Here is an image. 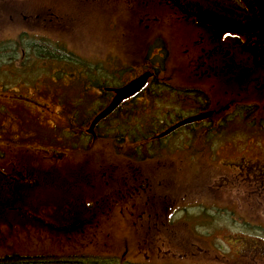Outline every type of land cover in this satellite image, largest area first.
I'll return each instance as SVG.
<instances>
[{
	"label": "rangeland",
	"instance_id": "1",
	"mask_svg": "<svg viewBox=\"0 0 264 264\" xmlns=\"http://www.w3.org/2000/svg\"><path fill=\"white\" fill-rule=\"evenodd\" d=\"M205 1L0 0V42L15 40L9 45L15 51L0 58L7 64H0V152L12 150L6 160L28 163L34 175L26 180L30 184L19 186L18 205L25 212H7L17 202L5 194L0 198V256H51L42 264H107L113 252L120 259L115 264L127 259L132 264H264V231L258 230H264V185L255 178L264 173V0H223L228 8L210 11L200 8ZM158 37L160 50L152 45ZM32 39L64 47L95 70L109 66L126 81L168 58L164 72L178 86L204 90L207 105L229 106L227 129L175 135L170 149L143 152L142 160L130 161L129 152L145 149L137 132L157 133L165 124L152 109L170 107L146 98L134 103L140 112L131 125L105 126L96 142L84 139L87 150L78 156L67 153L58 160L35 153L58 147L67 137L60 102L83 112L88 126L103 107L95 89L105 79L85 89L69 79L76 73L73 64L50 61L56 84L36 64L37 75L45 74L37 89L23 88L19 93L27 99H13L17 86H25L13 78V67L34 59L16 53ZM9 54L13 57L6 58ZM240 66L252 69L233 68ZM244 111L254 118L248 127L240 117ZM187 113L179 110L176 119ZM139 183L135 215L127 217L118 210L120 198ZM96 200L97 216H82L89 210L86 203Z\"/></svg>",
	"mask_w": 264,
	"mask_h": 264
},
{
	"label": "flooded vegetation",
	"instance_id": "2",
	"mask_svg": "<svg viewBox=\"0 0 264 264\" xmlns=\"http://www.w3.org/2000/svg\"><path fill=\"white\" fill-rule=\"evenodd\" d=\"M189 4L191 5L190 2ZM228 6L229 4H227V2L225 1L223 2V0H208L207 2L205 1L203 5L200 6V8L201 9L204 8L210 11V9H217L219 7L228 8ZM217 50H219V47L217 48ZM19 51L18 52L16 51V52L18 53L19 57H21V59L22 57L26 56V53H28V55L30 56L29 51H26V50H19ZM227 55L228 53L225 54V58ZM40 62L45 63V65L42 64V66H39ZM49 62L50 60H45V59L43 61L41 60L36 61L34 58L29 64L27 61H25L21 63L18 67H13V78L17 82L24 83L23 85H25L24 87L17 86L18 90L17 89L14 90L16 94H14L15 97H13V99L15 100L27 99L21 96L19 93L20 91L25 90L23 88L27 87V89H31V91L34 89L35 90L37 89L36 86L38 84V77L45 76V74L37 75V73L35 72L36 64H38L37 68L41 70L44 69V71L49 73V75L47 76V79H49L52 83H56V81L52 79L54 72L50 70L52 66L49 65ZM97 64L92 63V65H97ZM233 68H239V72H247L249 69H252L250 67H242V66L233 67ZM164 69L166 70V66L160 65L158 63L151 66L150 70L148 71V73H150V77L147 80V83L145 84V86L140 91L136 92L135 94L125 97L121 101L117 109L112 114H114L118 110L117 113H118L119 118L125 119L126 122H128V124L126 125L129 126L131 125L133 118L134 117L137 118V115L140 112V109L134 108V105H135L134 103L136 101H139V100L142 101L143 99L147 98L149 100L152 99L154 102L155 100H159V102L166 101L165 103H169L167 105H170V107H167V109H162L161 111L160 109L159 110L152 109V111H156L158 113L157 115L158 118H162L161 123L165 119L164 121L165 124L162 126L160 125L161 127L160 131L157 132L154 135V138L151 139L152 141L148 143V148L152 149L153 152H156L159 149H160L159 151H162L161 149H170V145H168V142L170 141V139H172L171 143L175 144L176 143V140L174 139L175 135L178 136L182 134V135L192 136L195 134V131H198V130L200 131L201 129H204L205 132H210L211 134L212 132L213 134L215 133L218 134V133H221V132L223 133L224 131H226L227 121L225 117H227V114H228L227 109L229 108V106L225 102L220 103L217 106L207 105L206 100L208 99V97H207V93L204 90H201V89L197 90L194 86L192 87L191 85L185 86V87L178 86V84L173 81L174 79L173 75L169 73L166 74L164 72ZM75 72L76 73L69 74L70 75L69 79H72L78 82V84L81 86L86 85L85 89H88V84H91V81L105 79V81L103 83L101 82L102 84L99 83L95 89V91L98 92L96 96V100L100 102V104L103 105V107H101L98 112L103 111L110 104V102L116 95L115 94L116 90L123 88L131 80L138 77V75H136L134 77H130V79L127 81L125 79L120 80V76H119L120 74H118L116 71L114 72L109 66H102L101 64L100 66H98L96 70L92 68L91 66H89L85 70L79 67L78 70H76ZM81 86L79 87L81 88ZM42 97H45V96H42ZM60 104H63L62 106H60L61 113L68 122L67 128L63 129V132L65 131V134L67 133L66 134L67 137L60 138L61 144L58 147L57 145H53L51 147V145L49 144L50 146H48V148L50 150H45V149H40V150L38 149L36 151H34L35 149L33 150L35 153L41 152V154L43 155L45 154V152H47L49 156L47 157L48 158L51 157L52 159H55L59 156L60 159L58 160H61L63 157H65L67 153H70L69 155L71 156H74V155L78 156L79 155L78 153H84V151H86L88 147V144L84 142V139L88 140V143L90 141H92V143L96 142L94 140L99 139L101 136H103L102 129L104 128V125H102V122H100L99 124L95 126L93 132L89 133L87 130L88 126L85 127L86 123H82L83 121L84 122L87 121V118L85 117L83 112L77 113L75 111L74 112L71 111V109L66 105L65 101L63 103L60 102ZM248 106H243L242 110L248 109L247 108ZM179 110L186 111L188 113L187 115L176 119V114L178 113ZM246 111L242 112L240 117L242 118L243 121H245L246 127H248L250 125L249 122L253 120L254 118L248 112L246 113ZM112 114L110 116H112ZM157 117L152 116L150 119L155 120L157 119ZM240 117L238 118L240 119ZM92 119L93 117H90V121ZM189 119L190 120L196 119V120L183 123L178 128H175V129L173 128L177 124L184 122L186 120H189ZM80 121L81 123H79ZM89 124L90 122L87 125ZM107 129L109 130V128ZM107 129H104L106 131V134H107ZM132 132H133V129L130 128V135L132 134ZM59 133H61V131ZM151 133H153V131L146 130V128H144L143 130L141 129L139 130V132H137V134L141 136L149 135ZM92 148H93V145H92ZM54 149H57V150H54ZM51 153H53V155ZM11 156H13L12 150L8 152V155L6 153L0 152V198H2V195L5 194L6 199L11 196L14 199L13 202L15 203L17 202L15 206L7 208L6 209L7 212H14V213L17 211L25 212V208H20L18 205V200L20 199V193L22 194V191H20L19 186H20V183L25 184V185H27L28 183L29 184L31 183V182H27L26 180L28 179L30 180L34 178L33 173L30 171L32 166H30L26 162L18 163L14 161V159L10 161L6 160L7 157H11ZM130 161H133V160L130 159ZM263 167H264V164H263ZM255 178L257 180H261V184L264 185V173L263 172L261 173L260 177L255 176ZM129 185H131L130 188H132L133 184L129 182ZM130 188H128V191L129 190L131 191ZM142 188L143 187L141 183H139L138 187L134 186V189H133L134 191H131V193H129L130 191L129 192L127 191L125 194H123L124 196H121L120 204H118L120 209L118 210L124 213L127 217H130V214H132V217L135 215L134 210H136V207H135L136 203L132 201L134 197L139 195L138 193L139 189L142 190ZM86 204L89 205V207L87 206L89 210L86 209L85 212L83 211L82 216L85 214H89L90 217H96L97 215L94 212L95 210H97L99 206V200L94 201L92 205L91 203L89 204L86 203ZM114 206H115V203L112 205V207ZM121 207H123V209H121ZM111 208L109 206L107 211L109 210L111 211ZM143 212H145V210H143ZM67 213H68V208L65 210V214ZM138 216L142 218L140 214ZM170 217H173V215L169 214L165 217L166 224H169ZM69 221H72V219H70ZM78 221L79 220H75L74 222L77 223ZM72 225L73 223L71 222L69 226H72ZM256 228H258V226H256L255 229ZM258 230L264 231L262 228ZM122 254L126 255L124 252ZM106 259H108L109 264H115L116 261L117 262L120 261L119 258L115 257L113 252L110 255H108ZM124 262L127 264H132L128 259L125 260Z\"/></svg>",
	"mask_w": 264,
	"mask_h": 264
},
{
	"label": "trees",
	"instance_id": "3",
	"mask_svg": "<svg viewBox=\"0 0 264 264\" xmlns=\"http://www.w3.org/2000/svg\"><path fill=\"white\" fill-rule=\"evenodd\" d=\"M19 38L22 43V40H23L22 36L20 35ZM157 39L159 38H156L155 42L152 43V45L154 46L155 49L157 48L158 50H160L159 46H157V43L159 41ZM20 40H18V42L16 43H19ZM34 40L35 39H32V41L28 40V42H26V48L25 49L22 48V50L29 51L30 54H33V57L35 58L36 61H39V60L43 61L44 59L50 60L52 62L54 61V65L56 66L60 64L64 65L67 63H71L73 64V68L76 70H78L79 67L83 68L84 70L89 67V65L85 64V62L81 61L74 54H72L69 51H66L64 47H61L59 45L48 44V42L44 40L39 41V42L37 41L33 42ZM14 41H8L10 44L8 42H0V58L1 59H4L3 56L7 51H9V49L11 52L15 51L13 47H9V45H12V42ZM15 47H16V44H15ZM165 51H167L166 48H165ZM16 55H18V53H16ZM26 55H28V53H26ZM166 55L167 53L164 54V60L166 58ZM5 57L10 58V57H13V55L9 54L8 56H5ZM166 61H168V58L166 59ZM166 61L163 63V65H167ZM0 64H6V63L0 62ZM73 68L71 69L74 71ZM117 112L118 110L114 114H112V116L102 121V125H104V127L106 126V128H108L109 126H112V124L119 123V122H121L122 126L124 125V123L126 125V120L120 119ZM82 123H87V122L83 121ZM155 134L156 132L153 131V133L149 135H144V136L142 135L139 139H140L141 145L145 147V149H143L142 151L139 149L138 153L133 150L132 152H129L127 157L135 161L142 160L143 159L142 153L147 152V151L150 152V150H152L148 148V143L152 141L151 139L154 138ZM159 150L156 151L155 153L160 152ZM47 257H51V256H27V257L22 256L21 257L16 254H11L10 256H6L4 259L1 258L0 264H42L40 260L47 258Z\"/></svg>",
	"mask_w": 264,
	"mask_h": 264
},
{
	"label": "water",
	"instance_id": "4",
	"mask_svg": "<svg viewBox=\"0 0 264 264\" xmlns=\"http://www.w3.org/2000/svg\"><path fill=\"white\" fill-rule=\"evenodd\" d=\"M150 76V73L146 72L143 73L142 75H140L139 77L135 78L134 80H132L131 82H129L128 84H126L123 88L118 89L115 91V97L112 99V101L110 102V104L103 110L101 111L99 114H97L95 116V118L92 120L90 127H89V132L91 133L94 129V127L104 118H106L107 116H109L117 107L118 105L121 103V101L128 96H131L133 94H135L136 92L140 91L146 84L148 78ZM196 120V119H193ZM192 119L190 120H186L184 122H181L179 124H177L176 126H174L173 128H178L179 126H181L183 123L186 122H190L193 121Z\"/></svg>",
	"mask_w": 264,
	"mask_h": 264
}]
</instances>
